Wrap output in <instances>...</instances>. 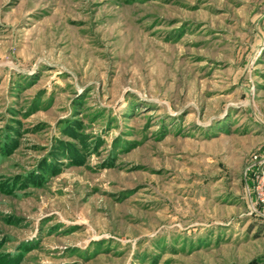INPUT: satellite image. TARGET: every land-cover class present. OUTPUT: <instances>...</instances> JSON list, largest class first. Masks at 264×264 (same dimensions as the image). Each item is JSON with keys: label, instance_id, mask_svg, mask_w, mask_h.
Masks as SVG:
<instances>
[{"label": "rangeland", "instance_id": "rangeland-1", "mask_svg": "<svg viewBox=\"0 0 264 264\" xmlns=\"http://www.w3.org/2000/svg\"><path fill=\"white\" fill-rule=\"evenodd\" d=\"M0 264H264V0H0Z\"/></svg>", "mask_w": 264, "mask_h": 264}]
</instances>
